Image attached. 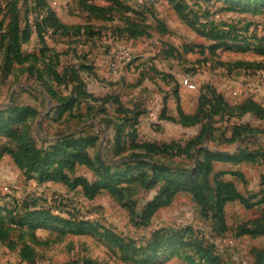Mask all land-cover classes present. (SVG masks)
Returning a JSON list of instances; mask_svg holds the SVG:
<instances>
[{"label": "rangeland", "instance_id": "1", "mask_svg": "<svg viewBox=\"0 0 264 264\" xmlns=\"http://www.w3.org/2000/svg\"><path fill=\"white\" fill-rule=\"evenodd\" d=\"M50 10L68 33L50 28ZM77 26L87 28L76 34ZM126 47L132 60L118 73L161 72L176 98L182 88L197 96L194 117L165 109L164 122L150 123L146 95L154 93L135 80L99 93L88 75L94 56L109 59ZM81 66L90 67L81 78L68 71ZM259 75L264 0H0V264H264V235L241 233L264 214V156H255L264 154ZM75 86L86 94L73 93ZM212 91L221 109H199L202 96L218 105ZM67 135L84 143L59 145ZM33 143L43 155L37 171L11 152ZM65 149L83 151L90 163L71 167ZM49 162L88 186L41 180ZM193 179L206 207L189 191H165ZM226 184L247 203L222 201L231 194Z\"/></svg>", "mask_w": 264, "mask_h": 264}, {"label": "trees", "instance_id": "2", "mask_svg": "<svg viewBox=\"0 0 264 264\" xmlns=\"http://www.w3.org/2000/svg\"><path fill=\"white\" fill-rule=\"evenodd\" d=\"M49 14H50V28H53L55 32H58V31H61L60 33L62 34H66L68 33V31L70 30V28L64 26L63 24H61V22L57 19V17L54 16V13L50 10L49 11ZM82 28H87L86 26L85 27H82V26H77L74 30V32L76 34H80L81 33V30ZM18 42V41H17ZM20 44V43H18ZM15 53H17L15 51ZM20 53V52H19ZM18 54V53H17ZM54 55L56 53H53ZM19 61L22 60L23 58H21V54H19ZM51 60V59H50ZM50 65V64H49ZM51 66V65H50ZM52 67V66H51ZM55 69V68H54ZM80 69L81 70H84V69H88L86 66H81L79 67L78 69L72 67L70 69H68L69 72H71L73 74V76H75L77 79L78 78H81L80 77ZM67 71V72H68ZM67 72H65L67 74ZM159 74H161V72H158ZM53 77L56 79H58V72L57 70H53ZM162 76H165L163 74H161ZM83 80H80V85H83ZM75 90L73 91V93H75L76 95L78 96H83L84 94H86V91L80 87V86H75L74 88ZM213 93V96L214 98L217 100L218 102V105L214 104L213 100L211 98H208L207 96H202L200 98V106H199V109L200 108H203L204 106H209L210 108H213V110L215 111H218L221 109V104L223 103V99L222 97H220L219 95L216 94L215 91H212ZM95 100H103V102H107V100H109L110 98L112 99L113 97L112 96H106V97H95ZM204 99V103H202ZM180 104V101L178 102V105ZM253 104V103H252ZM255 104V103H254ZM253 104V105H254ZM180 106V105H179ZM224 108H228V104L227 103H224V107H222V109ZM123 109L124 112H129L131 111L132 108L130 107H126V108H121ZM25 111L29 110V111H32L31 108H24ZM180 107H179V114H180V117H184V118H192L194 117L193 115H188V114H185L183 113H180ZM181 122V121H179ZM236 129H238V127H236ZM120 133L121 131L119 132V135H118V139H120ZM241 134H239L240 136ZM198 137L191 140L189 142L188 145L192 144L193 142L195 143L197 141ZM59 145H63V146H66V145H74L75 147H79L81 146V144L84 143V140L82 138H76L75 135H67V136H64L61 140L58 141ZM187 145V146H188ZM149 149H153L155 150L156 146L154 144H149L148 145ZM21 147V144L19 145V148H17V150H11V152L13 153V156H14V159H15V162L18 163V164H21V165H27L28 167L30 166V168H33L35 171L38 170V168L42 165V161H43V155L42 153L39 151V149H37L36 145L33 143L32 145H29V146H26V148H24L23 150L22 147ZM172 148H176L178 153H180L183 149V146L181 144H175V143H172ZM166 149H169L168 145H162L161 146V149L160 150H166ZM159 150V149H158ZM65 151H67L65 149ZM209 153V156L208 157H218V158H222L224 155L223 154H215L213 152H208ZM253 154H244L242 155V158L244 159H253ZM257 155H262L264 156V154H256L255 153V156ZM65 157V158H64ZM64 160H67V159H70L69 162L67 160V164L70 165L71 167L74 165V162L79 160V162H85L86 164H89V160L88 158L86 157V155L84 154L83 151L81 150H77L75 153L73 152H65L64 153ZM49 166H47V168L41 172V175H40V179L41 180H56V179H59L65 183H68L72 186H76L80 183H82L83 185H85V187H87V181L85 179H76V180H71V178L68 176V175H65L61 172V166L59 167H55L53 168L51 166L52 162H49L48 163ZM29 168V169H30ZM186 173H194V170H188L186 171ZM195 174H198V168H197V173ZM195 179H193L191 183H180V182H177L176 184H174V186L172 187V189H170V187L166 188L165 191H168V195L169 197L172 195H174L175 193H177L178 191H182V190H186V191H189L191 193H193L195 195V197L197 199H199L203 205H207L208 203V197L206 196V193L204 191V187L201 186V185H197L196 182L194 181ZM100 186L99 185H95L94 188L97 189L99 188ZM225 188L226 190H229L231 192V194H229L228 196H226L225 198H223L222 201H226V200H231L233 198H240L243 202H246L247 201L242 197L240 196L239 194L237 193H233L232 192V189H233V186L230 185V184H226L225 185ZM164 191V192H165ZM222 201H219L220 204ZM259 204H264V194L262 196V198L258 201ZM210 207V206H208ZM28 215H36V214H42L41 212H39L38 210H31L30 212H27ZM252 225L255 226L254 229H250L246 226H244L243 228H241V233H244V234H250V235H264V214L263 216H261L259 219L257 220H254L251 222Z\"/></svg>", "mask_w": 264, "mask_h": 264}, {"label": "crops", "instance_id": "3", "mask_svg": "<svg viewBox=\"0 0 264 264\" xmlns=\"http://www.w3.org/2000/svg\"><path fill=\"white\" fill-rule=\"evenodd\" d=\"M161 15H163L162 12ZM93 60L95 61L96 68H94L93 73L91 72L88 75L92 77L90 79H92L95 88L99 89L100 91L99 93L113 92L118 89L124 90L128 86V83L134 82V80L137 82L135 86H137L138 89L144 88L145 90L154 93L153 97L150 94L146 95L147 104H149L147 106L148 107L147 109L149 114L148 121L150 123L164 122L161 115L164 113L165 109H167L169 115L176 116L178 114V110H177L178 101H180L182 108L185 110L187 114L193 113L197 107L196 106L198 101L197 96L192 97L191 93L188 90L182 88L181 90L178 89L179 90L178 97H180V99L176 98L174 92L175 90H177V88L175 89L168 88L167 84L172 85V83L171 82L169 83V81H167L165 77L160 75L158 72H155L156 74L152 73L153 76L150 79V77L148 76L146 77V75L144 74L145 72H143L141 76L139 72L136 71V68H134V66H130V67L127 66L124 67L120 73L113 74L108 69V56L106 55L104 56L103 52L97 53L94 56ZM87 63L86 61L81 62V64H87ZM135 65H137V63ZM88 69H90V67H88ZM153 80L155 82L156 81L158 82L155 83ZM161 83H164L167 86L166 88H168L169 90L168 89L163 90V87L165 86H162ZM158 84L161 86H158ZM138 89L135 88L134 90H138Z\"/></svg>", "mask_w": 264, "mask_h": 264}, {"label": "built area", "instance_id": "4", "mask_svg": "<svg viewBox=\"0 0 264 264\" xmlns=\"http://www.w3.org/2000/svg\"><path fill=\"white\" fill-rule=\"evenodd\" d=\"M132 60V51L130 48H122L115 55L108 59V69L111 73L117 74L120 70V63L130 62ZM262 76V75H259ZM261 83L264 87V76L261 77ZM183 83L191 89H195V84H193L188 77H185Z\"/></svg>", "mask_w": 264, "mask_h": 264}]
</instances>
